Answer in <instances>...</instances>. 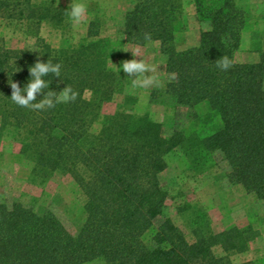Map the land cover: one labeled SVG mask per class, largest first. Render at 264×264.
<instances>
[{
  "label": "trees",
  "instance_id": "trees-1",
  "mask_svg": "<svg viewBox=\"0 0 264 264\" xmlns=\"http://www.w3.org/2000/svg\"><path fill=\"white\" fill-rule=\"evenodd\" d=\"M194 1L197 20L207 23L194 45L181 49L176 43L175 32L185 27L181 0H136L117 39L144 45L148 34L158 41L168 77L157 93L190 108L206 103L220 126L211 133L167 132L147 113L116 111L92 134L102 105L121 86V77L107 66L111 43L99 37L96 20L83 42L54 48L39 35L40 27H69L65 5L0 0V18L18 22L34 38L27 47L8 48L0 37V133H13L34 177L70 175L85 197L86 213L81 229L72 231L54 209L39 214L21 201L0 202V264H234L230 255L248 249L258 235L251 225L214 232L206 212L186 203L178 211L187 215L189 241L164 214L168 194L159 175L176 149L194 168L220 153L228 182L264 204V52L258 61L235 60L245 25V11L235 0ZM222 56L231 62L227 71L216 67ZM48 58L62 64L64 80L58 84L52 77L50 89L68 85L76 99L45 111L15 105L11 79L23 87L30 66ZM14 59L20 70L11 76ZM86 91L94 93L92 99ZM215 247L223 254H215Z\"/></svg>",
  "mask_w": 264,
  "mask_h": 264
},
{
  "label": "rangeland",
  "instance_id": "rangeland-1",
  "mask_svg": "<svg viewBox=\"0 0 264 264\" xmlns=\"http://www.w3.org/2000/svg\"><path fill=\"white\" fill-rule=\"evenodd\" d=\"M67 8L72 0H57ZM136 0H83L87 11L81 22L71 21L67 28H54L44 22L39 35L54 48L76 46L86 39L87 28L93 19L99 27V37L111 43L107 66L118 73L123 62L134 57L131 49L139 50L149 65L154 68V75L161 80V87L137 89L129 93L130 80L121 69V86L110 101L105 102L99 116L92 123L90 132L96 134L105 118L116 111L134 115L149 114L160 122L168 132L178 128L186 133L214 132L220 121L206 105L200 103L195 107L176 104L165 94L157 93L164 89L168 75L165 72L166 56L159 53V42L151 41L152 46L136 45L118 41V30L122 26L124 15ZM184 12L183 29L176 33L178 48H185L197 43L200 30L206 29L207 23L197 20L194 0H181ZM245 11V25L240 32V46L235 53L238 62L259 60L264 52V0H235ZM86 21V22H85ZM0 37L8 48H24L33 43L34 38L26 35L22 26L16 21L0 18ZM149 73H146V75ZM156 90V95L151 92ZM86 99H92L94 93L86 91ZM19 143L13 133H0V202L21 201L42 214L45 209H54L66 226L72 231H79L84 223L85 197L68 174L55 172L42 181L31 174L32 162L24 158ZM168 166L160 173L161 183L167 190L164 214L183 231L187 240L192 241L187 215L178 210L184 204L197 205L208 215L212 231L220 232L233 226L251 225L258 235L249 243L245 252L234 253L230 258L234 264L252 262L264 264V204L241 185L230 184L226 178L227 165L221 154L216 152L204 164L194 168L191 161L176 149L168 155ZM214 252L222 255L220 248ZM85 264H98L92 261Z\"/></svg>",
  "mask_w": 264,
  "mask_h": 264
},
{
  "label": "clouds",
  "instance_id": "clouds-1",
  "mask_svg": "<svg viewBox=\"0 0 264 264\" xmlns=\"http://www.w3.org/2000/svg\"><path fill=\"white\" fill-rule=\"evenodd\" d=\"M87 11V5L83 0H72L70 6L65 10V15L71 20L81 22L84 19ZM86 22V21H85ZM146 47H151L150 35H144ZM40 52L39 49H35ZM133 56H139L140 59L133 58L123 62L118 68V73L121 69L130 80L129 93L134 94L137 89H146L152 86L161 87V80L157 75H154V68H152L146 61L145 57L140 54L139 50L135 52L131 49ZM41 53V52H40ZM11 76L20 69L16 65V59L12 62ZM216 67L222 71H227L231 67V62L228 57L222 56L217 60ZM62 64L53 62L51 59L46 61L37 60L34 65L30 66V77L27 82L21 87L17 82L11 79L9 82L12 88L10 96L11 101L21 107L30 108L35 111H45L54 109L57 104L68 103L76 99L77 93L66 85L60 91L50 89L51 78L57 77L59 81H64L61 78ZM146 73H149L146 75ZM48 91L45 92V90ZM41 95V99L37 96Z\"/></svg>",
  "mask_w": 264,
  "mask_h": 264
}]
</instances>
